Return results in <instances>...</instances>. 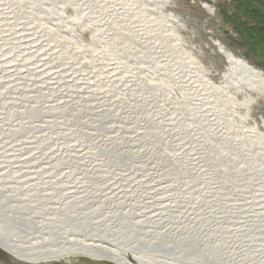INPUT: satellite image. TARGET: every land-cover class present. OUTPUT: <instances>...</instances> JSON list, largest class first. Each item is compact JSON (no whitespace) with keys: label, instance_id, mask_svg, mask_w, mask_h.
Instances as JSON below:
<instances>
[{"label":"bare ground","instance_id":"bare-ground-1","mask_svg":"<svg viewBox=\"0 0 264 264\" xmlns=\"http://www.w3.org/2000/svg\"><path fill=\"white\" fill-rule=\"evenodd\" d=\"M86 1L105 13L106 28L87 44L75 42L70 25L66 34L46 28L30 42L15 37L17 48L0 31V248L29 264L77 255L114 264H128V256L135 264H264V117L251 116L264 98V73L216 39L205 47L210 70L198 65L169 0H56L59 21H81L62 10L71 4L80 12ZM127 60L132 80L120 92L117 81L131 78L116 72ZM18 84L35 89L25 99L40 98L48 111H22ZM102 92L115 101L147 93L156 103L142 115L132 107L131 131L108 121V109L98 122L113 137L88 143L81 131L94 123L84 102L102 105ZM28 114L45 125L50 114L55 135ZM149 135L176 160L172 174L157 176L155 155L148 169L129 164ZM192 139L201 152L190 155Z\"/></svg>","mask_w":264,"mask_h":264},{"label":"rangeland","instance_id":"rangeland-1","mask_svg":"<svg viewBox=\"0 0 264 264\" xmlns=\"http://www.w3.org/2000/svg\"><path fill=\"white\" fill-rule=\"evenodd\" d=\"M55 3H56V0H0V12H3V14L0 16V24L2 25V26L0 25L1 26L0 31L2 32L4 30H7L9 33L5 32V34L11 37L13 41L12 44L14 43V45L17 48L18 47L17 45L19 44L17 43L18 41L16 38H18L23 43L25 41H29V42L34 41L35 37L32 36V34L37 35V36L38 35L42 36L43 35L42 33L44 32V29L46 28H47L46 30L51 31L50 33H52V31H55V33L63 31V33L66 34L67 27H68L67 25H70L69 27H71L73 30L78 32V35L74 37L75 39L73 38L78 45L80 42L82 44H87L89 40L91 39L92 37L91 34L93 32H96L98 35H102L100 32L101 29L102 30L106 29L103 27L104 25L103 20H105L104 19L105 13L100 10L98 11L95 8L94 9L90 8L89 1L85 2L87 4L86 9L79 10L77 8V10H79L80 12H76V8H74L75 6L71 4H67L64 7L65 9L62 10V13L66 18L69 16L73 18H78L79 16V19H82L81 21H78V23H75V24L68 23L63 20L59 21V16L57 15L59 13V10L55 8ZM82 3L85 4L84 2ZM168 5H169L168 10H171L173 14L175 15V17H177L179 20V23H178L179 26H176V28L178 29L181 42H183L186 51H188L191 54L192 58L193 59L196 58V63L198 65L201 64L205 68L208 67L207 69L210 70V65H211L210 59L212 56H209L210 54L209 51L211 49L212 40L216 39V40H219L220 42L222 41L231 50H233L238 56L244 57L247 61L252 63L254 66H257L264 73V70L263 68L260 67L259 61H257L256 57L255 58L247 57V50L244 46L243 47L240 46L241 44L240 36L237 34L236 29H233V25H230L229 22H226L225 20H223V18H221V13H220L221 9L226 8V10L231 13H234L237 10L236 9L237 7L235 6L236 3H234V0H169ZM89 10H92L93 12ZM240 16L242 20H244L246 27L251 28L253 26V23H251V21H249L247 17L243 16L242 14ZM45 33L47 34V32ZM104 42L109 43V40H106V41L104 40ZM102 45H106L107 50L110 48L108 44L106 43H103ZM207 45L210 46L209 51H207V49L205 48ZM90 55L91 54L89 52L85 53V57L87 58H90ZM106 58H108V56H106ZM8 59L11 60L10 57ZM107 61L105 62L107 63ZM114 61L115 60H112L109 63H112ZM211 62H213V60ZM125 64L126 65L123 64V66H121V68L118 69L116 74L124 73V71H127L128 74H126V77H128L127 79H129L131 78L132 74H129L128 68L130 64H128V60H127V63L125 62ZM112 66L113 65H111L110 67L113 70ZM218 69H221V67L219 66ZM72 72H75V71H72ZM103 73H110V72H103ZM91 75L93 74L91 73ZM0 76H3V73ZM140 76H144V75L139 74V77ZM80 77L83 78L84 81H86L85 80L86 76L82 75ZM113 77H116V75H113L112 78ZM123 80L124 81H117L119 82V84L120 82L123 83L121 85H118L120 92L124 90H127V91L129 90L126 86L123 87L122 85H124V83L129 84L127 82L132 80V78L129 80H126V78H124ZM105 82H108V81L106 80ZM9 85L10 84H4L3 88L7 87L8 89L7 91L11 92L13 90L10 89L11 86ZM20 85L22 84H18L15 87L17 88L16 90L19 93L20 102L23 105L21 107L22 111L29 112L30 109L31 110L38 109L39 107H42L48 111L47 103L45 102H44L45 104L42 103V100H40V98L30 97L28 99H25L24 92L32 91L35 94V91H36L35 89L30 90V88H27L25 91H20V88H19ZM144 94L145 95H142V97L139 96L137 99H134V98L131 99L130 97H126L128 101L126 100L125 101H117V100L115 101L114 99L117 98V95L113 96L111 94L103 93L104 97L102 94L99 97L102 100H104L102 105L100 104L95 105V102L98 101L97 98L95 99V102H94L93 98L88 97V100H86L87 102H84L86 103L84 108L89 111L88 120L94 123V126H91L90 128L84 129L81 131L82 134H85V136L89 137V138L84 137V139L89 143L90 141H93V139L94 140L96 139V138H93L94 136H97L99 138L100 136H102V138H105V139L107 137L108 138L113 137L114 133H109L105 130L103 132L102 129L104 126V123H103L104 121H102L101 118L100 120L102 124L100 125L99 123L101 122H98L99 120L98 115H105L107 112H109L108 109H110L111 111V113L108 114L109 115L107 119L108 121L113 122L115 124H119V125H124V126L127 125L129 128L128 130L131 131L132 122L130 121V119L133 118L132 117L133 116L132 107L133 109L136 108V110L139 112V115H142V110H144L142 109L143 106L146 107L147 105L150 104L149 102L156 103V101H150L147 93H144ZM25 100L27 101L25 102ZM61 100H63L64 102L63 105H66L65 109L69 110L71 109V107H74L73 105L74 103L72 102L71 97L66 96V97L61 98ZM133 100L135 101L132 102ZM120 102H123V103H120ZM96 107H98V109ZM16 114H21V113H16ZM16 114H13V115H16ZM115 114L118 115L119 118L121 119L114 120L115 118H118L114 116ZM50 116H51L50 114L49 116L47 115L45 116L47 118L46 121H48L49 119L51 120L49 125L43 124L42 121L40 122V119L38 116H33L31 114H28V117H30L28 119H30L34 124H41V125L46 126L48 132L50 134L55 135L57 129L54 128V124L52 123L53 118H49ZM251 116L252 118L264 117V98L261 101V105L259 104V107H257L256 110L253 111ZM73 117L74 116L72 115L65 116V115L60 114V118L63 120H70ZM152 135L153 136L155 135L154 132H152ZM154 138L156 137L154 136ZM109 140L110 139H108L107 141ZM193 140L194 139H192V142L188 143V145H191L190 147L193 146L187 153L190 155L195 151H200L198 146L194 145L195 142H193ZM110 144H111L110 146H112L113 148L116 145L115 142H111ZM174 145H176L174 150L176 152L175 154H176V157L178 158V162L183 165L188 164L189 163L188 160L185 159L186 154H183L185 153V151L181 149V143L176 141L174 142ZM165 146L172 147L170 146V143L162 145V147L164 148ZM159 147H160V144L153 142L152 136L150 135L144 141H141V142L138 141V143H136V150L138 151L136 152L134 151L133 153L135 154L134 158L133 157L129 158V161H130L129 164H136L137 168L139 167L141 168L140 170L144 168L148 169L149 163H151V161L154 158L156 161L154 162L152 161L153 164L156 163L159 166L157 170H154L155 173L158 174L157 176L161 178V177H164V175L166 176L168 174H172L173 167H176V163H175L176 160L166 157L158 149ZM98 152L99 154H101L100 149L98 150ZM150 155L152 157L154 155L155 156L152 158ZM197 160L201 161V159L196 158V161ZM193 163H195L196 165H199V162H192L190 165H192ZM214 185L217 186V183ZM128 258L130 260L128 264H135L131 260L130 256H128ZM51 262L52 261H46L45 263L40 262L37 264H51ZM52 263L53 264H114L111 261L110 262L101 261V260L95 261V260L86 258L81 255L72 256L70 257L69 261H66L65 259H60L57 262L53 261ZM0 264H29V263H26L23 261L20 262L14 257L9 256L3 249L0 248Z\"/></svg>","mask_w":264,"mask_h":264},{"label":"trees","instance_id":"trees-1","mask_svg":"<svg viewBox=\"0 0 264 264\" xmlns=\"http://www.w3.org/2000/svg\"><path fill=\"white\" fill-rule=\"evenodd\" d=\"M234 3L237 10L231 13L223 8L220 10L221 18L236 29L240 46L247 50V57H256L264 70V0H234ZM241 14L253 23L251 28L245 26Z\"/></svg>","mask_w":264,"mask_h":264}]
</instances>
